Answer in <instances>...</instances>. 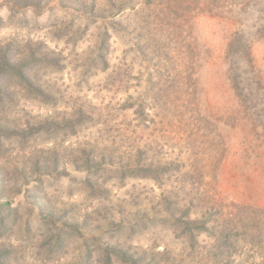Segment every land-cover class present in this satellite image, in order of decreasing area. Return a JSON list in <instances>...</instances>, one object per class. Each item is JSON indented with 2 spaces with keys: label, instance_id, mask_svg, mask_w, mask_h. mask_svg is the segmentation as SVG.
<instances>
[{
  "label": "rangeland",
  "instance_id": "obj_1",
  "mask_svg": "<svg viewBox=\"0 0 264 264\" xmlns=\"http://www.w3.org/2000/svg\"><path fill=\"white\" fill-rule=\"evenodd\" d=\"M1 264H264V0H0Z\"/></svg>",
  "mask_w": 264,
  "mask_h": 264
},
{
  "label": "trees",
  "instance_id": "obj_2",
  "mask_svg": "<svg viewBox=\"0 0 264 264\" xmlns=\"http://www.w3.org/2000/svg\"><path fill=\"white\" fill-rule=\"evenodd\" d=\"M3 218H4V216L2 217V216H1V212H0V225H1V222H2V223L4 222ZM0 264H1V258H0Z\"/></svg>",
  "mask_w": 264,
  "mask_h": 264
}]
</instances>
